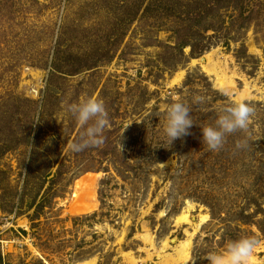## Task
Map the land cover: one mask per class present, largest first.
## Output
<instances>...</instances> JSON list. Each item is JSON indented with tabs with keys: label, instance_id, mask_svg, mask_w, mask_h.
Wrapping results in <instances>:
<instances>
[{
	"label": "rangeland",
	"instance_id": "rangeland-1",
	"mask_svg": "<svg viewBox=\"0 0 264 264\" xmlns=\"http://www.w3.org/2000/svg\"><path fill=\"white\" fill-rule=\"evenodd\" d=\"M89 98L104 143L73 153ZM237 101L248 129L209 150ZM174 102L194 124L170 145ZM242 237L264 264V0H0V264H210Z\"/></svg>",
	"mask_w": 264,
	"mask_h": 264
},
{
	"label": "clouds",
	"instance_id": "clouds-1",
	"mask_svg": "<svg viewBox=\"0 0 264 264\" xmlns=\"http://www.w3.org/2000/svg\"><path fill=\"white\" fill-rule=\"evenodd\" d=\"M84 128L81 139L68 147L73 153H80L89 147L104 143V131L108 127V112L104 103L89 98L79 104H71L67 109ZM255 109L244 101H237L224 109L223 115L214 125L202 128V140L209 150L219 151L224 147L226 137L237 131H246ZM194 122L190 108L182 102L172 103L167 110L164 133L169 144L190 134L189 129ZM238 149L247 147V141L237 143ZM257 240L253 237H242L229 244L223 253H214L206 258L210 264H252L257 248Z\"/></svg>",
	"mask_w": 264,
	"mask_h": 264
},
{
	"label": "bare ground",
	"instance_id": "bare-ground-1",
	"mask_svg": "<svg viewBox=\"0 0 264 264\" xmlns=\"http://www.w3.org/2000/svg\"><path fill=\"white\" fill-rule=\"evenodd\" d=\"M215 52H211L209 54L206 55V60H207V64L205 66L206 70L210 73L213 74L216 77V84L217 86L224 90V91H230L233 90L234 87V81L232 80V76H228L227 74V67L225 68L224 65H221V62H215L213 56H214ZM201 60L195 59L193 60V63H197L200 62ZM203 62V61H202ZM206 63V62H205ZM203 64V63H202ZM204 66V65H203ZM251 97V92L250 89L247 88L245 90H243L242 92L238 93V100H244V98H248ZM191 204L189 205V208H191ZM209 216H203L202 218V222H206L208 220ZM188 216L187 215H183L181 214L179 221H188ZM190 239L182 242L181 244V248H180V253L182 255V257L184 258L185 261H187V259L189 258V248H190ZM255 261V258H253V262ZM87 263V262H86Z\"/></svg>",
	"mask_w": 264,
	"mask_h": 264
},
{
	"label": "trees",
	"instance_id": "trees-1",
	"mask_svg": "<svg viewBox=\"0 0 264 264\" xmlns=\"http://www.w3.org/2000/svg\"><path fill=\"white\" fill-rule=\"evenodd\" d=\"M150 5L147 6V8L149 9Z\"/></svg>",
	"mask_w": 264,
	"mask_h": 264
},
{
	"label": "built area",
	"instance_id": "built-area-1",
	"mask_svg": "<svg viewBox=\"0 0 264 264\" xmlns=\"http://www.w3.org/2000/svg\"><path fill=\"white\" fill-rule=\"evenodd\" d=\"M35 93L37 94V93H39V91L38 92L36 91Z\"/></svg>",
	"mask_w": 264,
	"mask_h": 264
}]
</instances>
